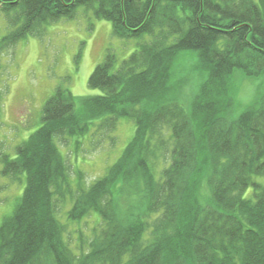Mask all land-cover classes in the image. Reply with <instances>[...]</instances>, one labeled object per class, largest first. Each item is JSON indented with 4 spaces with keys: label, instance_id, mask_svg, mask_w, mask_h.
<instances>
[{
    "label": "trees",
    "instance_id": "obj_1",
    "mask_svg": "<svg viewBox=\"0 0 264 264\" xmlns=\"http://www.w3.org/2000/svg\"><path fill=\"white\" fill-rule=\"evenodd\" d=\"M80 8L119 37L150 41L117 67L106 53L88 78L100 94L79 97L81 112L57 86L40 127L15 157L0 155L5 176L26 180L0 225V264H264V93L233 118L226 91L237 70L264 79V0H0V54ZM189 53L200 81L186 111L171 80ZM120 118L135 124L120 156L89 186L78 175L73 184L57 142L92 126L114 140ZM129 195L138 213L122 215L115 198ZM67 198L72 220L101 218L86 250L63 238L56 214Z\"/></svg>",
    "mask_w": 264,
    "mask_h": 264
},
{
    "label": "rangeland",
    "instance_id": "obj_2",
    "mask_svg": "<svg viewBox=\"0 0 264 264\" xmlns=\"http://www.w3.org/2000/svg\"><path fill=\"white\" fill-rule=\"evenodd\" d=\"M8 31V25L0 12V39ZM150 37L122 38L113 32L112 24L105 19H96L89 12L79 9L69 18L63 17L45 27L39 36H29L18 42L14 48H7L0 54V155L16 156L15 147L26 140L41 125L42 108L45 101L54 93L57 86L67 87L76 96L75 108L81 112L79 97L100 94L98 89L88 86V78L94 67L106 53L116 56V67L141 43L149 42ZM80 57L78 58V55ZM195 57L189 53L182 57L171 80L174 87L172 96L186 109L192 97L191 89L198 84L200 77L194 72ZM188 84L180 90L177 85ZM182 83V84H181ZM227 95L233 106L230 116L237 117L249 104L264 93L262 76L245 75L235 71L227 84ZM135 124L131 119L120 118L110 138H101L95 127L83 137H73L58 147L69 166V180L73 184L80 176L82 187L89 186L102 177L107 168L120 156L134 134ZM101 140L97 145L96 141ZM78 140L80 143H75ZM0 162V225L18 203L24 186L25 174L18 180H11L2 173ZM201 195L207 194L206 183L202 181ZM245 197L252 196L249 188ZM128 196L116 197L120 214L138 213L132 211L137 199ZM73 201L69 198L57 208V218L65 225L63 238L76 251L83 240L84 248L91 238L94 228L101 222L95 212L78 218L67 217Z\"/></svg>",
    "mask_w": 264,
    "mask_h": 264
}]
</instances>
